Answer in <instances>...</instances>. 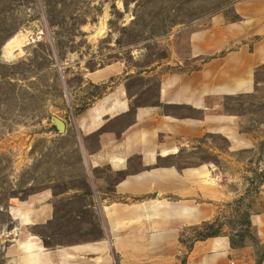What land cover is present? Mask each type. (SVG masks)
Returning <instances> with one entry per match:
<instances>
[{
    "label": "rangeland",
    "instance_id": "1",
    "mask_svg": "<svg viewBox=\"0 0 264 264\" xmlns=\"http://www.w3.org/2000/svg\"><path fill=\"white\" fill-rule=\"evenodd\" d=\"M249 1L0 0V264H8L19 233L8 213L14 203L47 190L80 191L78 211L86 203L92 174L83 146L93 152L96 135L79 132V116L119 82H126L132 108L158 105V81L198 72L209 60L191 58V47L210 36V21L216 16L239 21L236 7ZM18 36L22 41L12 48ZM108 66L121 70L93 84L90 75ZM257 81L255 94L228 98L212 113L234 116L250 148L234 151L224 135L210 133L173 161L182 169H209L201 177L222 192L210 198L205 221L183 228L180 243L186 250L218 232L252 247L264 264V241L250 221L264 214V67ZM165 112L200 115L175 107ZM221 126L210 123V129ZM83 225L60 221L49 230H30L55 247L98 237L97 226Z\"/></svg>",
    "mask_w": 264,
    "mask_h": 264
},
{
    "label": "crops",
    "instance_id": "2",
    "mask_svg": "<svg viewBox=\"0 0 264 264\" xmlns=\"http://www.w3.org/2000/svg\"><path fill=\"white\" fill-rule=\"evenodd\" d=\"M236 13L237 22L214 17L210 36L193 43L191 58L210 57L201 70L158 81V105L132 108L126 82H119L79 116V132L96 135L93 152L83 146L92 174L87 201L78 211L80 191L55 195L47 190L10 206L19 233L8 264H257L252 247L233 248L228 237L183 247V228L205 221L210 198L222 192L201 177L209 169H182L173 162L183 148L210 133L224 135L234 151L251 147L236 129L234 116L212 114L228 98L255 94L264 67V0L237 6ZM120 70L108 66L93 72L90 80L106 83ZM167 107L200 115L182 118L166 113ZM215 122L225 126L210 129ZM60 221L81 222L84 229L89 222L99 235L49 247L30 230H49ZM250 221L264 241V214Z\"/></svg>",
    "mask_w": 264,
    "mask_h": 264
},
{
    "label": "trees",
    "instance_id": "3",
    "mask_svg": "<svg viewBox=\"0 0 264 264\" xmlns=\"http://www.w3.org/2000/svg\"><path fill=\"white\" fill-rule=\"evenodd\" d=\"M214 237H219V234H218V232H214V233H212V234H210L209 236H207L205 239H208V238H214ZM230 241H231V245H232V247L233 248H244V247H246L245 245H243L242 243H235V242H233L231 239H230ZM257 264H261V262H259L258 260H257Z\"/></svg>",
    "mask_w": 264,
    "mask_h": 264
},
{
    "label": "bare ground",
    "instance_id": "4",
    "mask_svg": "<svg viewBox=\"0 0 264 264\" xmlns=\"http://www.w3.org/2000/svg\"><path fill=\"white\" fill-rule=\"evenodd\" d=\"M21 41L22 39L20 38V36H18L9 45L13 48L14 45H17Z\"/></svg>",
    "mask_w": 264,
    "mask_h": 264
},
{
    "label": "water",
    "instance_id": "5",
    "mask_svg": "<svg viewBox=\"0 0 264 264\" xmlns=\"http://www.w3.org/2000/svg\"><path fill=\"white\" fill-rule=\"evenodd\" d=\"M58 127H59L60 129H64V124L61 123V122H58Z\"/></svg>",
    "mask_w": 264,
    "mask_h": 264
}]
</instances>
